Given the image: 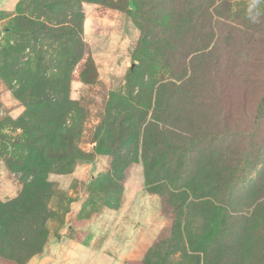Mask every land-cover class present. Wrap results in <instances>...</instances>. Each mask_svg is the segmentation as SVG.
Here are the masks:
<instances>
[{"label":"rangeland","instance_id":"obj_1","mask_svg":"<svg viewBox=\"0 0 264 264\" xmlns=\"http://www.w3.org/2000/svg\"><path fill=\"white\" fill-rule=\"evenodd\" d=\"M263 95L264 0H0V264H264Z\"/></svg>","mask_w":264,"mask_h":264},{"label":"trees","instance_id":"obj_2","mask_svg":"<svg viewBox=\"0 0 264 264\" xmlns=\"http://www.w3.org/2000/svg\"><path fill=\"white\" fill-rule=\"evenodd\" d=\"M224 47L221 48V50ZM215 49V48H214ZM220 50L216 48L214 51L217 53V51ZM221 54V53H219ZM223 54V53H222ZM263 81V78L260 79V81ZM254 101V98H252ZM221 109H217L216 111H220ZM220 115L223 116L222 111L219 113ZM264 116V95L261 96V98L258 101V105L254 110V120L255 122H258L261 120ZM25 168V167H24ZM175 182V181H174ZM198 182H201L199 179ZM177 183V182H176ZM172 184V183H171ZM193 184V183H190ZM174 187L173 190L176 191L179 189L177 185H172ZM207 186V185H206ZM192 188V187H191ZM212 187H207L206 190L211 189ZM181 189V188H180ZM204 190V191H206ZM264 190V186H263ZM191 193H193L194 201L193 203H190L187 205V207L190 205L192 207L195 204L198 206V214H196V222L193 223L191 219H188L190 216L189 213H186L185 215V221L188 223H185V228H184V233L186 235L185 239L189 240L191 238H194L195 242L189 243V247L191 248V251L193 253H204L206 255L212 253V244L215 241V239L212 237V235L206 234V238L204 241L200 240V238L196 234V229H199L201 227L205 226V223H207L208 219L213 223L216 222L218 225H222V229H217L218 227L215 226L214 229L210 230H215V232L222 236L223 233L227 230L229 226L226 224L230 223L227 221V218H223L222 214H225L228 212L227 209H231V204L227 201H217L216 203H212L208 200H205L207 198L205 193L201 192L200 194L195 193L193 190H190ZM230 192V190H229ZM208 194V193H207ZM262 198L258 200V202L255 204V208L258 207V210H254L253 212L250 213L248 217H243V220L245 223L242 226V231H241V237L239 238V242H241V246L238 249V254L239 256L246 255L248 253H245L247 251H251L252 249L255 248V246H264V194L261 193ZM209 197V196H208ZM211 199V197H209ZM227 216V215H226ZM222 218V219H220ZM220 219V220H219ZM262 248H260L261 251ZM170 251L167 250V253ZM254 255V252H252ZM261 252L258 255H254L255 261L259 262L261 261ZM207 262V260H205ZM204 264H207L205 263Z\"/></svg>","mask_w":264,"mask_h":264}]
</instances>
